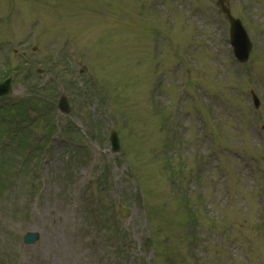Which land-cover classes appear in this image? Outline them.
Masks as SVG:
<instances>
[{
    "label": "rangeland",
    "instance_id": "374dc122",
    "mask_svg": "<svg viewBox=\"0 0 264 264\" xmlns=\"http://www.w3.org/2000/svg\"><path fill=\"white\" fill-rule=\"evenodd\" d=\"M226 5L244 65L215 0H0V264H264V0Z\"/></svg>",
    "mask_w": 264,
    "mask_h": 264
},
{
    "label": "water",
    "instance_id": "95a60500",
    "mask_svg": "<svg viewBox=\"0 0 264 264\" xmlns=\"http://www.w3.org/2000/svg\"><path fill=\"white\" fill-rule=\"evenodd\" d=\"M219 1L221 2L222 0ZM224 11L227 12V10ZM229 21L231 25L230 42L234 49V54L236 55V57L240 62H243L248 58V54L251 49V43L249 42L248 37L245 31L243 30L241 24L239 23V21L231 17H229ZM10 93H11L10 80H7L4 83L0 84V97L4 95H9ZM254 100L257 105L258 102L255 97ZM59 110L63 114H67L69 112V107L65 97H62L59 102ZM110 143H111L112 152H117L119 150V142L115 132H112L110 135ZM38 237L39 236L37 233H28L24 237V242L26 244L34 243L35 241L38 240Z\"/></svg>",
    "mask_w": 264,
    "mask_h": 264
}]
</instances>
